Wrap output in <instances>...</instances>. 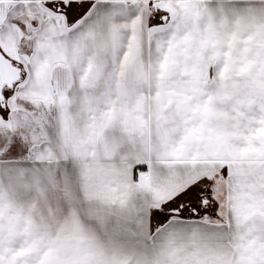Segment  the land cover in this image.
I'll list each match as a JSON object with an SVG mask.
<instances>
[{
	"label": "snow or ice",
	"instance_id": "6c2138e0",
	"mask_svg": "<svg viewBox=\"0 0 264 264\" xmlns=\"http://www.w3.org/2000/svg\"><path fill=\"white\" fill-rule=\"evenodd\" d=\"M0 264H264V0H0Z\"/></svg>",
	"mask_w": 264,
	"mask_h": 264
}]
</instances>
